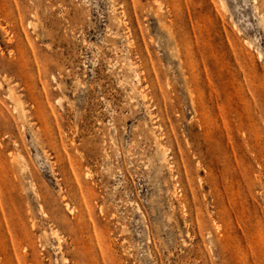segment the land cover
I'll return each instance as SVG.
<instances>
[{"label": "rangeland", "instance_id": "374dc122", "mask_svg": "<svg viewBox=\"0 0 264 264\" xmlns=\"http://www.w3.org/2000/svg\"><path fill=\"white\" fill-rule=\"evenodd\" d=\"M0 264H264V0H0Z\"/></svg>", "mask_w": 264, "mask_h": 264}, {"label": "bare ground", "instance_id": "6f19581e", "mask_svg": "<svg viewBox=\"0 0 264 264\" xmlns=\"http://www.w3.org/2000/svg\"><path fill=\"white\" fill-rule=\"evenodd\" d=\"M164 154V153H163Z\"/></svg>", "mask_w": 264, "mask_h": 264}]
</instances>
